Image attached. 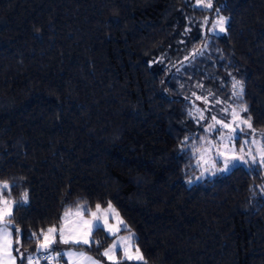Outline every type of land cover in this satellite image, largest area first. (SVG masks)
Segmentation results:
<instances>
[{
    "label": "trees",
    "instance_id": "trees-1",
    "mask_svg": "<svg viewBox=\"0 0 264 264\" xmlns=\"http://www.w3.org/2000/svg\"><path fill=\"white\" fill-rule=\"evenodd\" d=\"M216 4L226 33L203 36L190 0H0V226L19 264L65 213L108 202L144 258L120 264H264V165L200 160L225 107L264 146V0ZM94 235L101 257L114 238Z\"/></svg>",
    "mask_w": 264,
    "mask_h": 264
},
{
    "label": "rangeland",
    "instance_id": "rangeland-1",
    "mask_svg": "<svg viewBox=\"0 0 264 264\" xmlns=\"http://www.w3.org/2000/svg\"><path fill=\"white\" fill-rule=\"evenodd\" d=\"M191 5H193L197 9H202L209 11L208 16L206 18V24L201 29V34L203 36H209V35H223L226 33V28L228 24L227 18L217 9L216 0H212V7L207 8L204 6L203 3H201V0H190ZM206 2V0H205ZM221 18H225V23L223 25L224 31H220V26L217 24V21H219ZM204 25V24H203ZM209 103V102H207ZM203 104H205V101L203 99H199L197 104L195 105V112L197 116L200 118V113L203 112ZM200 111H197V110ZM227 110V111H225ZM233 111L236 113H239V119L236 121H233ZM224 112L226 115L224 116L223 123L231 124L233 128H236V133H231L230 129L223 128L222 132H225V135H221L217 138L220 139V143L216 139L210 140L209 142H205L202 145V148L200 150V160L202 172L207 175L209 171L211 170L213 173H220L224 172V164H223V158L219 156L217 153L224 152L226 155H238V156H244L245 159H251L248 156L249 151H251L252 155L257 158V160L260 159V150L264 149L262 140L258 136V133L251 131L247 127L246 124L241 123L243 120L240 115V111L234 110L233 108H224ZM204 115V112H203ZM205 117V116H204ZM205 119V118H204ZM202 119V120H204ZM240 129H243L241 132ZM242 133L245 135L243 139V146L239 149L236 148L234 141L240 134ZM229 135H232L234 138L233 140H229ZM223 137V139H222ZM233 141V142H232ZM247 141L248 143H245ZM231 165H229V168ZM113 206V205H112ZM3 207V206H0ZM115 209V212L118 213V216H115L114 218L112 216H109L108 223L113 225L114 229L119 228V231L115 233V235H112L110 237L114 238L112 243H116L119 245L117 250L115 251L114 255L116 258V261L120 263L122 262H129V263H139L143 262V260H128L124 257V249L125 247L128 248L130 254L136 255L135 249L138 248V246L135 243V234L133 232H127L128 225L124 221V219L121 217L118 210L113 206ZM107 207H101L98 211L96 207L94 209H88L85 206H80L74 210H70L67 212V216L64 215L63 222L59 227H56L57 232L56 233H45L44 235H47L49 239L52 241L48 248H41L42 253L41 254H35L30 258L28 261V264H90V261L86 259L87 257H91L93 260L99 261V264H114V261L108 260L104 257H99L96 255H93L85 250L84 247L93 248V244H84V243H75L74 240L81 239V234L87 229V225L82 224V221H91L93 220V217L91 216L92 212H97L98 215L103 216L105 212H107ZM120 221H123V223H120ZM124 224L127 225V229L124 228ZM4 226H0V228H3ZM8 228V232L10 233V236L7 237V240L2 232H0V264H19V260L22 259L24 252L22 251L20 245H19V238L15 239L13 232L11 228ZM63 228L64 232V238L68 239L69 243H63L61 242L60 232L59 229ZM96 232L95 229H93L92 234L90 237H88L90 240H96L100 242V245L102 243V238L95 237L94 233ZM123 240V243L120 242ZM45 241L43 240L42 243ZM41 243V244H42ZM40 244V245H41ZM108 248V247H107ZM139 249V248H138ZM104 251V250H103ZM102 251V252H103ZM101 252V253H102ZM71 253L72 255H69ZM139 254L142 255V252L139 249ZM43 255V256H42ZM143 256V255H142Z\"/></svg>",
    "mask_w": 264,
    "mask_h": 264
},
{
    "label": "snow or ice",
    "instance_id": "snow-or-ice-1",
    "mask_svg": "<svg viewBox=\"0 0 264 264\" xmlns=\"http://www.w3.org/2000/svg\"><path fill=\"white\" fill-rule=\"evenodd\" d=\"M201 3L204 4L205 7L207 8H211L212 5V0H201ZM225 23V18H221L219 21H217V24L220 26V31H224V25ZM233 89H239L238 91L234 92V95L239 96L241 95L243 89H242V84L240 81H236L234 80V83L232 85ZM197 99H201V97H197ZM204 101L205 103H207V97H204ZM197 111H200L199 109ZM227 111V110H225ZM242 111H247V108H243ZM191 114V113H190ZM233 115V121H236L239 119V113H236L235 111H233L232 113ZM204 115L203 112L200 113V119H204ZM215 124H210L208 127V130H214L215 125L219 124L221 125L223 128L226 129H230L231 133H236L237 129L233 128L231 124H227V123H223L222 121H218L216 120V117L213 116L211 118ZM241 123L246 124L247 127L249 129L252 128V124L250 122V117L248 119L242 120ZM240 131L242 132L243 129H240ZM236 137H233L232 135H229L228 139L231 141ZM223 139V137H222ZM245 143H248L247 141H245ZM219 156H221L223 158V164H224V169L225 171L230 170L229 165L231 166H235L237 163H243V164H248V163H252V164H260V165H264V149L260 150V159L257 160V158L255 156L252 155L251 151H249L248 156L251 158L250 160H246L244 156H238V155H231L228 156L226 155V153L224 152H219L217 153ZM3 188L5 190L8 189V185L7 183H5L3 185ZM28 199V194L25 192L22 198L21 203L27 202ZM3 207H0V221H5L6 218L11 217L12 215V207L9 205V202L7 200L2 201ZM96 209L99 211L101 208L100 204H96L95 205ZM65 216H67V213H65ZM91 216L93 217V220L91 221H82V224L87 225V229L81 234V239H76L74 240L75 243H84V244H95L98 247L100 246V242L96 241V240H90L88 237L91 236L93 229H95L96 231H103L106 232L109 236L115 235V233L117 231H119V228H115L113 227V225L108 223V218L109 216H112L113 218L115 216H118V213L115 212V209L113 208V206L111 205V202H108V210L107 212L104 213L103 216H100L97 214V212H92ZM120 223H123V221H120ZM124 228L127 229V225L124 224ZM17 231H19V229H16ZM43 232V230H41ZM0 232H2L7 240V237L10 236V233L8 232V228H7V224L5 223V226L3 228H0ZM57 229L55 227H51L47 229V233H56ZM60 232V237H61V242L63 243H69L70 241L68 239L64 238L63 232L64 229L60 228L59 229ZM44 243H42L40 245L41 248H48L50 243L52 242L49 237L47 235H44ZM121 244L123 243V240L120 242ZM119 247L118 244L113 243L111 245V247L106 248L102 253L101 256L104 258H107L108 260H112L114 261V264H119L118 261H116L115 258V251L117 250V248ZM124 251V257L125 259L128 260H143V256L139 254V249L136 248L135 252L137 253L136 255H132L130 254L129 250L127 247H125ZM69 255H72L71 253H69ZM86 259H88L90 261V264H99V261L93 260L91 257H87Z\"/></svg>",
    "mask_w": 264,
    "mask_h": 264
}]
</instances>
